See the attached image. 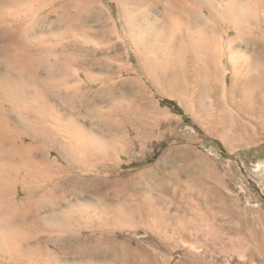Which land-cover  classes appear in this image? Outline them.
Listing matches in <instances>:
<instances>
[{"label":"rangeland","instance_id":"374dc122","mask_svg":"<svg viewBox=\"0 0 264 264\" xmlns=\"http://www.w3.org/2000/svg\"><path fill=\"white\" fill-rule=\"evenodd\" d=\"M153 1L152 13L134 1L137 11L148 9L149 26L167 9L166 0ZM253 11L244 15L252 24L245 22L242 37L231 33L217 52L204 49L224 59L223 91L211 94L206 84L181 98L167 80L166 45L143 35L160 37L158 27L143 25L140 33L134 24L143 14L123 0H19L16 34L47 48L29 61L38 87L62 126L80 116L87 138L56 132L47 121L54 141L30 142L55 172L30 206L53 228L24 232L22 259L0 249V264H264V125L229 94L236 66L264 59V26L253 25ZM210 19L204 24L220 30ZM2 111L13 115L9 106ZM57 143L72 159L65 173L56 171L67 166ZM66 206L76 212L60 213ZM13 210L0 202V223L12 221Z\"/></svg>","mask_w":264,"mask_h":264},{"label":"bare ground","instance_id":"6f19581e","mask_svg":"<svg viewBox=\"0 0 264 264\" xmlns=\"http://www.w3.org/2000/svg\"><path fill=\"white\" fill-rule=\"evenodd\" d=\"M18 1L0 0L1 39L4 42L0 49V119L3 120L0 126V202H5L10 208L14 209L11 216L12 221L5 224L0 223V249L14 255L16 253L18 259H22L24 245H28L25 244L27 236L23 233H28L29 230L36 228H53V219H44L45 221H43V216L41 217L39 214L40 211L38 213L34 210L35 213L30 204L32 205L31 201L35 200L39 194L43 196L41 191L48 185L44 179L48 180L51 186V180L55 172L49 164L48 157H40L39 150L32 148V146L29 147L30 144L33 142L48 143L54 141L52 140L54 136L46 133V127H43V124L47 121H50L52 126L55 125L56 132L60 129L66 135L80 140L86 136L84 125L78 122L80 116H74L73 122H75V125L72 123L69 128L61 125L59 117L48 104V100L45 99L47 97H45L44 92L38 87L41 78L38 71L31 67L29 61H31L30 59L35 52L43 49L47 50V48H40L37 38L21 39L16 34L14 26L21 24V21L13 15L18 6ZM134 1L123 0L125 5L131 6L133 13L136 14L141 11L143 14L136 24L137 26L133 23L134 27L138 28L139 30H136L140 33L142 32L141 29L144 28L143 25L145 27H154L153 25L158 27L156 30L160 35V37H157L159 40L145 33L143 35L146 36V40H156L166 45L162 53L169 65L170 76L167 80L177 89L181 98L188 87L208 84L211 94L218 95L219 92L223 91L221 84L222 81L225 82L228 78V72L224 71L225 73H223L220 71L219 63L223 65L224 59L223 57H217V53L212 55L210 50L206 54L205 47H212L211 49L217 52L221 41H228L231 33L238 40L240 35L245 33V22L252 24L247 20L249 18H244L249 10L254 9L253 12L256 13L253 25L257 28L264 26V0H166L167 9L165 8L163 11L161 19L156 17L155 22L150 26L143 23V20L146 18L147 12L152 13L154 1L148 3L149 0H142L143 4L142 1L136 0V2L141 3L140 7L150 8V11H147L148 9L137 11L134 5L139 3L136 4ZM258 14H262L263 18H259ZM207 18L215 19L213 21L219 23L221 31L217 30L215 25L209 28L208 23L204 24ZM145 20L149 19L146 18ZM136 30H134L135 34L138 33ZM220 36L222 39H220ZM138 45L140 46V44ZM149 47L146 44L144 50L152 51ZM186 47L188 48L187 51ZM190 52L192 53L190 54ZM56 57L58 56L56 55ZM248 57L250 58V56ZM147 61L153 63L151 59ZM253 61L246 58L245 62L243 61V63L236 66L233 75H229L231 76L230 83L235 87L229 90V94L232 103L236 102L235 99H239L241 106L250 114V117L256 123L264 125V59ZM214 62L217 65H214ZM2 67H7L4 71L6 76L1 73ZM142 72L154 83L150 71L144 69ZM25 76L30 78V82L26 80ZM78 77L81 78V75L78 74ZM31 89L32 94L29 96ZM4 105L9 106L10 112L15 118L12 119L13 115H11L12 117L7 114L3 115L2 107ZM45 108L48 112L46 117L44 116ZM54 148L56 156L60 155L67 164L66 167H59L56 170L57 173L70 171L73 165L66 147L57 143ZM52 154L53 151L49 152V158ZM33 203L38 204L36 201ZM67 207H65L67 210H62L60 213L69 212L70 214L76 212L73 207ZM47 212L45 211V213ZM84 219L86 218L76 217L73 220L81 222ZM98 229L103 231L102 226H99ZM21 235L22 237H20Z\"/></svg>","mask_w":264,"mask_h":264}]
</instances>
